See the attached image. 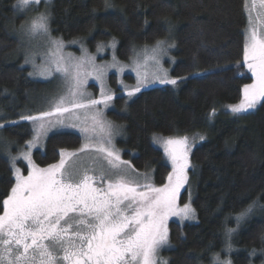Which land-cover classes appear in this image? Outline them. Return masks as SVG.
<instances>
[{
	"label": "trees",
	"instance_id": "obj_1",
	"mask_svg": "<svg viewBox=\"0 0 264 264\" xmlns=\"http://www.w3.org/2000/svg\"><path fill=\"white\" fill-rule=\"evenodd\" d=\"M16 3L0 0V214L15 183L2 149L14 155L30 140L31 125L18 120L31 114L50 87L29 75L25 59L34 43L17 36L29 18ZM45 12L53 39L66 45L83 41L93 54L98 46L115 44L121 62L129 63L157 41L174 44L175 60L166 66L176 85L161 83L130 97L118 88L117 77L109 76L115 97L107 115L123 128L116 146L122 160L161 186L170 167L154 137L201 140L191 150L189 170L196 222H170V247L163 252L167 264H214L217 256L231 264H264V99L245 114L229 110L252 81L243 66L245 0H51ZM124 80L134 84L129 75ZM91 89L96 93V87ZM81 144L75 132L54 133L33 160L47 167L59 161L61 150L74 151ZM17 166L27 174L23 162ZM185 201L183 191L180 202Z\"/></svg>",
	"mask_w": 264,
	"mask_h": 264
},
{
	"label": "snow or ice",
	"instance_id": "obj_2",
	"mask_svg": "<svg viewBox=\"0 0 264 264\" xmlns=\"http://www.w3.org/2000/svg\"><path fill=\"white\" fill-rule=\"evenodd\" d=\"M41 2L17 0L14 7L25 10ZM245 9L249 21L243 66L251 73L252 83L241 89L240 102L229 106L233 114L247 112L264 99V0H245ZM25 31L32 38L48 39V14L38 13L27 23ZM49 44V58L40 66V75L60 74L67 90L52 102L49 110L21 117L32 122L34 135L28 141L29 150L12 157L15 183L2 201L0 264H167L159 259V251L169 243V217L194 218L190 204L177 206L180 191L188 181L187 169L191 167L188 137H154V142L162 144L172 165L167 182L161 187L151 183L147 175L143 183L139 177L133 178L128 171L131 164L121 159L112 144L111 124L101 118L97 108L112 100L103 87L106 68L96 65L94 58L87 55L78 58L64 55L62 41L49 39ZM164 44L157 41L151 55L145 50L143 64L138 61L134 69L138 84L127 92L128 96L146 84L148 73L141 77L139 69L147 68L149 61L157 66L152 80L177 84L176 79L169 78L167 71L159 67V55L166 54ZM28 62L26 58L25 63ZM89 76L101 83L99 99L84 91ZM70 118L82 121L79 127L85 143L80 152L92 150L102 154L107 169L99 164L97 157L91 158L89 166L73 159L77 153L64 150L59 162L46 168L33 162L30 150L40 138L51 127L64 125L65 119ZM21 158L27 162V175L15 165ZM132 171L136 170L132 168ZM214 264H231V261H220L217 256Z\"/></svg>",
	"mask_w": 264,
	"mask_h": 264
},
{
	"label": "rangeland",
	"instance_id": "obj_3",
	"mask_svg": "<svg viewBox=\"0 0 264 264\" xmlns=\"http://www.w3.org/2000/svg\"><path fill=\"white\" fill-rule=\"evenodd\" d=\"M50 1L51 0H48V2L45 3L44 0H42L41 4H39V5L33 4L30 7H28L27 9H25L24 12L28 15V18H29L28 22H30L33 17L38 15L39 12H45V8H46L47 4ZM32 7H34V9L35 8L36 9L34 10L33 14L29 17L30 9ZM19 10L21 12L23 11L21 9H19ZM26 27H27V25H26ZM26 27L22 31H20V33L18 32L17 36L19 38L20 37L21 38H26L29 43H34V45L31 46L33 48H30V50H32V52H33V53L31 52L32 55H29V54L27 55L26 54L27 58L29 60L27 65L31 68L30 73H32L31 75L34 78L38 79L39 81L47 82V83L50 84L48 92L45 95V99H42V100L38 101L35 104V108L32 110L31 114H29V115H36V114H38L41 111L49 110L51 108V106H52V102L55 99H57L59 96L64 95L66 93L67 86H66L64 78L60 74L54 73L51 76L45 77V76L40 75V71H39L40 66L42 64H44L49 58L48 55H47V52H48L49 47H50L49 39L50 40H59V39H53L51 37V35H50V37L48 39L43 38V37L32 38L26 33V31H25ZM247 29H248V26L246 28V32H247ZM246 32H245V37H246ZM165 43H166V45L163 46V47L166 50V54H160L159 55V59H161L159 67L163 68L166 71H168V74H169L170 70L166 66V64L167 63L168 64L172 63L171 58H173V56L171 55V53H172L174 47H168L169 44H173L169 40H167ZM25 44H26V47H28L27 43H25ZM66 44H67L66 42H63V45H64L63 54L64 55L71 54L72 56L77 57V58L81 57L82 55H87L89 57H93L94 58V61H95L96 65L103 66V67L106 68V75H105L104 80H103V87H104V89H105V91L107 93L111 94L112 100L108 101L107 105H103V104L102 105H98L97 108L99 109V111L101 113V118L104 121H106L109 124H111L112 130H113L112 144H113L114 148L120 154V150L117 148L116 142L122 136L123 128L119 124H117L114 121H112L107 115V113L113 107V98L115 97L114 93L112 92V90H111V88L109 86V82H108L109 79L108 78H109L110 75H115L117 77V86L123 93H125V92L127 93L128 91L134 89L137 86V84H138L137 71H135L134 69L136 68V64H137L138 61L141 64H143V59H144V56H145V50L146 49L137 51L134 54L133 59L129 63H127V62H121L115 57V44H114V47H112V45H113L112 43H110V46H107V47H101L100 46L99 47V51L97 50L94 54L89 52L86 49L83 41L74 42L71 45H66ZM154 47L147 49L149 55H151V50ZM33 61H34V64H33ZM112 65H116V66H112ZM156 70H157V66L152 61H149L147 68L141 67L139 69L141 77H143L145 72L148 73V80H147L146 84H142L140 86V90L141 89H145L146 87L161 86V83H159L158 81H154L151 78L152 73L155 72ZM246 71H247L248 75L251 77V73L248 71L247 68H246ZM125 75H129V76L133 77L135 85L134 84L133 85H127L126 81L124 80V76ZM250 83H252V81ZM91 86H94V87L97 88L96 93L94 91H92ZM83 88H84V91L87 94L91 95L93 98H97V99L100 98L101 83H99L93 77H91V76L87 77L86 83L83 85ZM262 100L263 99H261L257 103L255 108H257L261 104ZM255 108L249 109L247 112L240 113V114L248 113V112L254 110ZM80 114H81V116H83V112L82 111L80 112ZM68 115L69 114H65L66 117H68ZM18 122H27V123H29L31 125V127H32V136H31L30 140H32L33 135H34L32 122L27 121V120H23V119H19ZM71 125H77V126H71ZM81 125H82V121L75 120L74 118H70V119H65L64 125H55V126L51 127L48 130L47 134L43 135L40 138V141L38 142V144L30 150L31 154H32V159H33V153L35 151H43L44 150L46 139L51 134L58 133V132L71 131V132L77 133L81 137L82 144L77 150L65 151V152H68V153L75 152V153H77L78 156L76 158H73V159L76 160L77 163L82 161L85 165H89V166L91 165V158L92 157H97V158H99V164L103 165L104 168L107 169L109 166L107 165L106 160H104L102 158V154L96 153L95 151H92V150H89V151L83 152V153L80 152L81 147L85 143L84 136L81 133L80 127H79ZM184 136L188 137V144L190 146V151L188 153V156H189V161H190V154H191L192 148L197 143H199L201 140L196 142L198 137L193 136V135H181V136H174V137H184ZM28 141L23 146V149H20L14 155H12L10 152H8L9 150H7L6 146L3 149L1 148L2 152L5 153L7 158L10 160L12 169H13L12 157L18 156L22 151H28L29 150L28 149ZM156 145L158 146L159 149L162 150V152H163V154L165 156V159H166V161H167V163H168V165L170 167V172H171L172 165H171V162L168 159L167 155L164 152V148H163L162 144L156 143ZM120 157H121V154H120ZM19 161L23 162L26 165L27 169H28L27 162L25 160H23L22 158L21 159H17L15 161L16 167H18L17 166V162H19ZM33 162H34V160H33ZM190 164H191V162H190ZM41 168H46V167H41ZM190 169H191V167H189L187 169L188 181L184 185V187L181 189L180 195H179V197L177 199L178 208H183L184 204H186V203L190 204V207L192 208V205H191L192 192L189 190V170ZM128 171H129L130 175L133 178L139 177V180H140L141 183L144 182L145 175L148 176V178L150 179V182L152 183L150 175L144 174V173H139V172H136V171L133 172L131 168L128 169ZM13 173H14V170H13ZM161 186H156V187H161ZM183 191H186V201L184 203H181L180 202V197H181ZM192 210H193V208H192ZM193 212H194V210H193ZM170 222L193 223V222H196V215H195V212H194V218H190V219H182L180 216H170L169 219H168V226H169ZM169 247L170 246H169V243H168L167 245L163 246L160 249V251H159V259L160 260L166 261L165 257L163 256V252L166 251L167 249H169Z\"/></svg>",
	"mask_w": 264,
	"mask_h": 264
},
{
	"label": "flooded vegetation",
	"instance_id": "obj_4",
	"mask_svg": "<svg viewBox=\"0 0 264 264\" xmlns=\"http://www.w3.org/2000/svg\"><path fill=\"white\" fill-rule=\"evenodd\" d=\"M248 21H249V17H248Z\"/></svg>",
	"mask_w": 264,
	"mask_h": 264
}]
</instances>
